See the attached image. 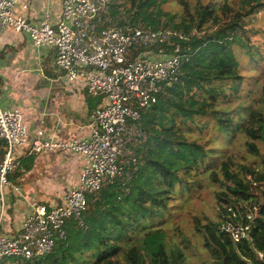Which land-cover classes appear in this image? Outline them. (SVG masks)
<instances>
[{
	"label": "trees",
	"instance_id": "trees-1",
	"mask_svg": "<svg viewBox=\"0 0 264 264\" xmlns=\"http://www.w3.org/2000/svg\"><path fill=\"white\" fill-rule=\"evenodd\" d=\"M120 1L110 0L99 29L168 28L189 38L132 54V59H181L178 81L165 86L140 122L147 140L136 150L138 169L128 184L116 182L89 195L82 225L69 220L66 240L50 255L0 264H119L114 257L121 240L134 241L126 255L131 264H187L165 226L179 201L190 199L195 186L204 184L203 177L220 188L215 193L218 220L194 219L204 248L217 258L215 264H264V104L257 105L251 91L240 92L245 69L264 63L262 50L248 35L256 15L264 11V1L195 0L191 6L179 0L184 11L175 15L163 10L165 0H127L131 7L124 10ZM234 99L235 108L222 104ZM211 127L215 136L204 135ZM219 136L229 155L217 151L214 141ZM23 161L24 166L29 163ZM242 200L255 203L258 212L249 239L237 243L220 226L230 207L245 214Z\"/></svg>",
	"mask_w": 264,
	"mask_h": 264
},
{
	"label": "built area",
	"instance_id": "built-area-1",
	"mask_svg": "<svg viewBox=\"0 0 264 264\" xmlns=\"http://www.w3.org/2000/svg\"><path fill=\"white\" fill-rule=\"evenodd\" d=\"M109 1L63 0L61 19L53 26L48 18L34 25L19 15V5L29 9L25 0H0V42L7 31H14L27 34L35 48L53 46L56 68L76 85L83 75L89 96L102 99L90 115L91 133L86 139L48 141L42 138V132L38 133L30 153L73 152L80 157L81 171L76 187L66 192L63 204L34 203L16 234L2 232V216L7 189L12 187L10 176L16 169L15 154L27 145L30 133L19 109L4 110L0 106V149L5 151L0 160V261H31L50 255L58 242L66 240L69 220L82 225L89 195L116 182L126 185L132 180L140 160L136 150L147 140V132L140 124L145 111L157 103L166 85L178 81L179 56L131 57L138 48L189 38L168 28L99 29L109 11ZM245 203L241 201L243 206ZM245 209L241 216L228 208L220 226L237 243L249 239L258 212L255 203Z\"/></svg>",
	"mask_w": 264,
	"mask_h": 264
},
{
	"label": "crops",
	"instance_id": "crops-1",
	"mask_svg": "<svg viewBox=\"0 0 264 264\" xmlns=\"http://www.w3.org/2000/svg\"><path fill=\"white\" fill-rule=\"evenodd\" d=\"M25 1L29 9L19 5L17 13L31 24L39 25L47 18L53 26L59 23L63 0ZM56 56L53 46L35 48L25 33L7 31L0 42V106L19 109L30 133L27 145L15 154L16 169L10 176L12 187L7 189L2 216L5 234L21 231L34 203L63 204L66 192L78 182L82 162L77 154L30 153L38 133L48 141L84 140L91 133L90 115L102 103L99 97L89 96L83 75L76 85L56 68ZM23 160L29 163L24 166Z\"/></svg>",
	"mask_w": 264,
	"mask_h": 264
},
{
	"label": "rangeland",
	"instance_id": "rangeland-1",
	"mask_svg": "<svg viewBox=\"0 0 264 264\" xmlns=\"http://www.w3.org/2000/svg\"><path fill=\"white\" fill-rule=\"evenodd\" d=\"M188 1L191 6L195 4V0ZM201 1L204 4L210 2V0ZM165 2L166 3L163 5V10L166 13L175 15L181 14L184 11L183 7H180L179 5V0H165ZM119 4L120 10L131 7L130 1L127 0H122ZM249 31L250 32L248 35L251 39V43L262 50L264 59V11H261L256 15L253 23L249 26ZM193 32H196V30ZM244 76L245 82L240 91L242 95H245L247 92L251 91V97H254V99L257 101V105L264 104V63H261V67L258 69L246 68ZM226 102L227 103L222 102V104H224L227 108L232 109L237 107L235 99L231 101L226 100ZM215 133V128L211 127L209 130L204 132V135L206 134L208 137H211L215 136ZM214 145L216 146L217 151H220L224 154L229 155L231 152L229 148L224 146V141L220 138V136L214 141ZM235 152H237L236 149ZM250 161H252V159H250ZM201 181H203L204 184L201 183V186L199 187L198 185L195 186L197 191L191 195L190 199L185 200L184 196V198L181 199L182 201H179L173 216L168 220V224L165 226L171 228V231L169 232L170 237L183 251L187 264H215L217 260V258L211 255L204 248V239L196 231L194 219L198 218L203 223L206 222V218L213 221L218 220V208L215 193L219 191L220 188L217 184L206 182L204 177ZM244 205V207L247 208L249 203H245ZM176 228H179V231L182 233L178 230L176 231ZM184 239H186V243H183ZM133 243V240L118 241L117 246L119 250L117 255L114 257V260L119 262V264H131L127 260L126 255L133 247Z\"/></svg>",
	"mask_w": 264,
	"mask_h": 264
}]
</instances>
